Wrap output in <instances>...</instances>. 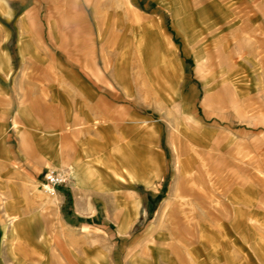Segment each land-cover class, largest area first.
<instances>
[{
  "label": "rangeland",
  "instance_id": "obj_1",
  "mask_svg": "<svg viewBox=\"0 0 264 264\" xmlns=\"http://www.w3.org/2000/svg\"><path fill=\"white\" fill-rule=\"evenodd\" d=\"M254 1L0 0V264H264Z\"/></svg>",
  "mask_w": 264,
  "mask_h": 264
},
{
  "label": "crops",
  "instance_id": "obj_2",
  "mask_svg": "<svg viewBox=\"0 0 264 264\" xmlns=\"http://www.w3.org/2000/svg\"><path fill=\"white\" fill-rule=\"evenodd\" d=\"M255 3H261L260 2V0H256V1H254ZM76 95V94H75ZM79 94H77V96H75V100H79ZM90 100V99H89ZM104 100H107L106 98L104 99ZM31 105L30 104H25V106H23V113H24V111H30V109H31ZM80 107H83V106H76V105H70V106H68V110L70 109V111H72V109L74 108V110L75 111H78L77 110V108L79 109ZM76 117H75V115L74 116H72V118H71V121H69V124L70 123H74L75 124V122H76ZM95 119L93 118L92 119V121H94ZM33 125L36 123V121L35 120H31L30 121ZM96 123V121L95 122H93V124H95ZM73 124V125H74ZM79 124H81V123H79ZM55 139V144H54V142L52 143V145L50 146L51 147V149H52V152H51V156L53 157V158H55V159H57V160H59V151H57L59 148V146L57 145V142H58V136H57V138H53V140ZM52 140V141H53ZM138 142V141H137ZM175 151V150H174ZM176 155H177V159H179V157H180V153H179V151H177V153H176ZM175 165H176V167L179 165V161H177L176 160V163H175ZM79 169H80V167H78ZM77 167L74 169L75 170V175H76V178H77V180H79V181H81L82 180V177L79 175V169H78ZM137 169H138V167L137 166H133V167H131L129 170H127L128 171V174L130 175V177L131 178H135V174H136V172H137ZM58 194V192L57 191H55V194H52L54 197H56V196H58L57 195Z\"/></svg>",
  "mask_w": 264,
  "mask_h": 264
},
{
  "label": "built area",
  "instance_id": "obj_3",
  "mask_svg": "<svg viewBox=\"0 0 264 264\" xmlns=\"http://www.w3.org/2000/svg\"><path fill=\"white\" fill-rule=\"evenodd\" d=\"M71 177L66 169L47 168L42 176V187L47 193L53 194L55 191L70 183Z\"/></svg>",
  "mask_w": 264,
  "mask_h": 264
},
{
  "label": "bare ground",
  "instance_id": "obj_4",
  "mask_svg": "<svg viewBox=\"0 0 264 264\" xmlns=\"http://www.w3.org/2000/svg\"><path fill=\"white\" fill-rule=\"evenodd\" d=\"M54 193H55V192H54ZM54 193H53V194H54Z\"/></svg>",
  "mask_w": 264,
  "mask_h": 264
}]
</instances>
